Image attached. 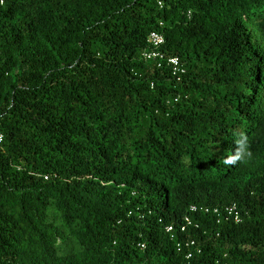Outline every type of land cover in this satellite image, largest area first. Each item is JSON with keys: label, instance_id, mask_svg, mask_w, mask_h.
I'll use <instances>...</instances> for the list:
<instances>
[{"label": "trees", "instance_id": "obj_1", "mask_svg": "<svg viewBox=\"0 0 264 264\" xmlns=\"http://www.w3.org/2000/svg\"><path fill=\"white\" fill-rule=\"evenodd\" d=\"M0 129V264H264V0H0Z\"/></svg>", "mask_w": 264, "mask_h": 264}, {"label": "built area", "instance_id": "obj_2", "mask_svg": "<svg viewBox=\"0 0 264 264\" xmlns=\"http://www.w3.org/2000/svg\"><path fill=\"white\" fill-rule=\"evenodd\" d=\"M160 5H162V3L160 2ZM165 42V37L161 32H157L154 31L150 34L149 36V44H150V48L149 50H147L146 52H144V58L146 60H154L157 59L159 60V65L162 64V62H166L169 66H171L173 68V70L175 72H184L183 69H181V63H180V59L178 57H169L167 58L159 49L160 47L164 44ZM4 141V134L0 129V144H2ZM199 208L197 206H192L191 207V211L195 212L198 211ZM235 208L234 207H227L226 211L229 214H232L234 212ZM208 211V209H207ZM236 221H240L238 213L236 212V217H235ZM193 224L192 219L187 216L185 218L184 223L181 225V232H185L188 230V227L191 226ZM167 231L169 233H173L174 232V227L170 226L167 228ZM195 242L191 241L190 243L188 242L187 245H194ZM144 246V245H143ZM193 256V252H188L187 254V258H191Z\"/></svg>", "mask_w": 264, "mask_h": 264}, {"label": "clouds", "instance_id": "obj_3", "mask_svg": "<svg viewBox=\"0 0 264 264\" xmlns=\"http://www.w3.org/2000/svg\"><path fill=\"white\" fill-rule=\"evenodd\" d=\"M239 150L233 156H229L224 160L225 165L235 164L237 160L246 159L251 157V153L247 150V145L241 141H238Z\"/></svg>", "mask_w": 264, "mask_h": 264}]
</instances>
